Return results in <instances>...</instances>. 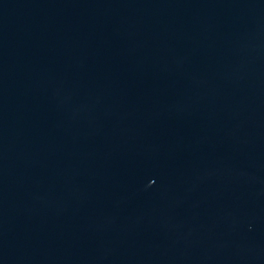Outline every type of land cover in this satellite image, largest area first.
<instances>
[{"label": "water", "instance_id": "obj_1", "mask_svg": "<svg viewBox=\"0 0 264 264\" xmlns=\"http://www.w3.org/2000/svg\"><path fill=\"white\" fill-rule=\"evenodd\" d=\"M0 264H264V0H0Z\"/></svg>", "mask_w": 264, "mask_h": 264}]
</instances>
